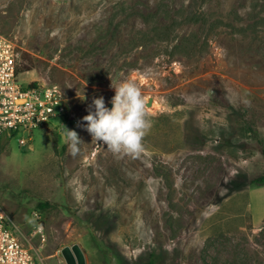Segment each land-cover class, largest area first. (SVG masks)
I'll return each mask as SVG.
<instances>
[{
	"label": "rangeland",
	"instance_id": "rangeland-1",
	"mask_svg": "<svg viewBox=\"0 0 264 264\" xmlns=\"http://www.w3.org/2000/svg\"><path fill=\"white\" fill-rule=\"evenodd\" d=\"M0 35L21 85L67 99L27 145L0 138V207L44 264L73 245L85 264H264V0H0ZM123 80L156 102L137 155L82 126Z\"/></svg>",
	"mask_w": 264,
	"mask_h": 264
},
{
	"label": "built area",
	"instance_id": "built-area-1",
	"mask_svg": "<svg viewBox=\"0 0 264 264\" xmlns=\"http://www.w3.org/2000/svg\"><path fill=\"white\" fill-rule=\"evenodd\" d=\"M19 55L15 46L0 35V138L22 134L20 146L27 145L32 130L45 126L67 112V99L57 85H21L18 82ZM35 234H41L42 216L34 212ZM0 264H44L26 243L14 221L0 207Z\"/></svg>",
	"mask_w": 264,
	"mask_h": 264
},
{
	"label": "clouds",
	"instance_id": "clouds-1",
	"mask_svg": "<svg viewBox=\"0 0 264 264\" xmlns=\"http://www.w3.org/2000/svg\"><path fill=\"white\" fill-rule=\"evenodd\" d=\"M114 96L107 107L103 96L93 98L82 126L96 142H102L113 154L137 155L143 150L142 140L150 121L146 118L147 100L135 82L123 80L112 85ZM83 100L84 93L82 94ZM65 142L71 155H76L82 140L75 130L63 126Z\"/></svg>",
	"mask_w": 264,
	"mask_h": 264
},
{
	"label": "water",
	"instance_id": "water-1",
	"mask_svg": "<svg viewBox=\"0 0 264 264\" xmlns=\"http://www.w3.org/2000/svg\"><path fill=\"white\" fill-rule=\"evenodd\" d=\"M146 100H147L146 108L149 111H153L156 108V102L152 97H148ZM107 107L110 108L111 104L109 103ZM61 255L66 264H85L84 255L78 245H73L71 247H64L61 250Z\"/></svg>",
	"mask_w": 264,
	"mask_h": 264
},
{
	"label": "trees",
	"instance_id": "trees-1",
	"mask_svg": "<svg viewBox=\"0 0 264 264\" xmlns=\"http://www.w3.org/2000/svg\"><path fill=\"white\" fill-rule=\"evenodd\" d=\"M18 72H19V70H18ZM35 85H36V83L30 84V86H35ZM250 183H251V185H254L255 187H264V175L253 178L250 181ZM48 207H49L48 203H40L37 205L38 210H40L41 212H43Z\"/></svg>",
	"mask_w": 264,
	"mask_h": 264
}]
</instances>
